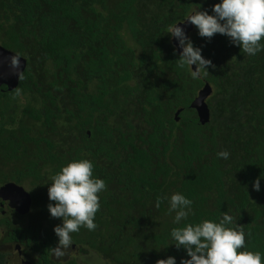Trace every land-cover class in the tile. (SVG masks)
Listing matches in <instances>:
<instances>
[{"label":"trees","instance_id":"1","mask_svg":"<svg viewBox=\"0 0 264 264\" xmlns=\"http://www.w3.org/2000/svg\"><path fill=\"white\" fill-rule=\"evenodd\" d=\"M220 2L0 0V45L25 60V79L12 90L0 85V184L22 186L29 214L49 219L50 177L88 159L106 190L96 229L71 233L80 250L107 264H181L190 257L171 230L218 223L227 212V226L245 233L242 250L264 261V51L249 56L193 25L187 38L214 65L194 80L177 66L167 33L195 10L214 15ZM205 82L209 120L200 124L189 103ZM225 150L229 158H219ZM175 193L193 202L180 224L169 213ZM158 197L168 199L156 208ZM62 222L40 225L46 245L58 243Z\"/></svg>","mask_w":264,"mask_h":264},{"label":"clouds","instance_id":"2","mask_svg":"<svg viewBox=\"0 0 264 264\" xmlns=\"http://www.w3.org/2000/svg\"><path fill=\"white\" fill-rule=\"evenodd\" d=\"M209 15L207 11L195 10L188 14L184 21L196 26L201 37L211 39L219 33L230 38L232 44L240 47L249 56H255L264 51V0H221L216 3ZM179 40L182 48L177 66L181 69L188 66L192 79L207 77V67L212 65L201 55L200 48H194L185 35L184 30L177 24L171 25L168 32ZM12 74L18 80L25 79L21 70L19 55L10 58ZM196 69L193 71L192 66ZM20 94V90H16ZM228 151L217 153L219 158L228 159ZM93 163L88 159H74L50 177L48 187V210L53 218H62V225H57L54 232L59 238L58 245L50 248L57 258L66 255V249L72 245L71 233L78 232L81 227L94 231L95 215L100 210L99 193L106 190L103 179L93 175ZM255 191L260 190V179L253 184ZM167 197H158L156 208ZM192 201L180 193L172 194L169 200V213L175 212L174 223L180 224L191 212ZM234 223V218L227 212L219 222L203 220L195 225L187 224L171 230L175 246L186 249L190 259H182L181 264H264L259 251L245 249V233L239 225L228 227ZM156 264H176L174 257L159 259Z\"/></svg>","mask_w":264,"mask_h":264},{"label":"flooded vegetation","instance_id":"3","mask_svg":"<svg viewBox=\"0 0 264 264\" xmlns=\"http://www.w3.org/2000/svg\"><path fill=\"white\" fill-rule=\"evenodd\" d=\"M14 195L13 191H5L2 194L10 199H13ZM31 204L30 198L28 209L22 212L19 211L22 205L17 210L9 205V200L0 198V264H75L72 259H66L63 263L52 254L50 248L56 247L58 243L55 241L51 247L45 244L50 242L46 240L47 231L40 229L38 219L41 216L28 213ZM25 216L28 218L27 224H18L17 222H23ZM43 251H47L46 256L42 255Z\"/></svg>","mask_w":264,"mask_h":264},{"label":"water","instance_id":"4","mask_svg":"<svg viewBox=\"0 0 264 264\" xmlns=\"http://www.w3.org/2000/svg\"><path fill=\"white\" fill-rule=\"evenodd\" d=\"M184 19L182 21L176 22L175 24H177L178 27H181L184 30L185 35L187 36L188 32L191 31L193 25L190 22L184 21ZM170 41L174 46L176 52L180 54L182 52V48L179 46V40L171 36ZM13 55L16 54L0 45V85H4L7 90H12L18 83V77L12 74L13 70L10 67L9 58ZM20 65L21 70H23L25 66V60L22 57H20ZM192 69L193 71H195L196 66L193 65ZM210 91L211 88L209 84L205 82L203 86L197 91L192 101L189 103V106L195 110L198 117V122L200 124H204L209 120V110L205 103V99L210 94ZM178 112L179 110H176L174 113L175 119ZM5 191H13L15 193L14 198L10 199L2 196ZM0 198L3 200H9V205L13 206L17 210H19L20 205H22L19 210L22 212L26 211L30 204V195L24 190V188L11 182H7L0 186Z\"/></svg>","mask_w":264,"mask_h":264},{"label":"rangeland","instance_id":"5","mask_svg":"<svg viewBox=\"0 0 264 264\" xmlns=\"http://www.w3.org/2000/svg\"><path fill=\"white\" fill-rule=\"evenodd\" d=\"M29 213V212H28ZM31 214V213H30ZM44 215V214H43ZM23 222H17L18 224L24 225L27 224V217L25 216L23 218ZM57 218H53L51 215L49 216V219L46 217L42 216L40 219H38L42 227L47 226V222L55 223V220ZM0 233H1V228H0ZM66 255L62 258H59L61 262L64 263L66 259H72V261L75 264H107L105 260H103L101 257L98 255L94 254L92 251L89 250H80L78 245H73L71 248L69 247L68 249L65 250Z\"/></svg>","mask_w":264,"mask_h":264}]
</instances>
